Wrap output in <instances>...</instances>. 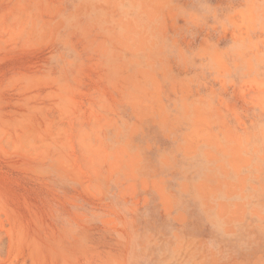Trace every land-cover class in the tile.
<instances>
[{
    "label": "rangeland",
    "instance_id": "1",
    "mask_svg": "<svg viewBox=\"0 0 264 264\" xmlns=\"http://www.w3.org/2000/svg\"><path fill=\"white\" fill-rule=\"evenodd\" d=\"M0 264H264V0H0Z\"/></svg>",
    "mask_w": 264,
    "mask_h": 264
}]
</instances>
